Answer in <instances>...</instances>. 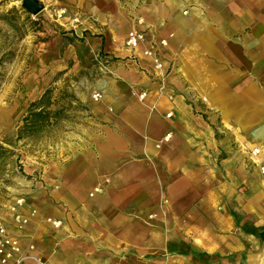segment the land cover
I'll use <instances>...</instances> for the list:
<instances>
[{
	"label": "crops",
	"instance_id": "obj_1",
	"mask_svg": "<svg viewBox=\"0 0 264 264\" xmlns=\"http://www.w3.org/2000/svg\"><path fill=\"white\" fill-rule=\"evenodd\" d=\"M86 1L97 23L65 35L55 25L39 57L43 79L89 84L76 90L86 136L64 135L67 146L29 168L33 180L0 198L22 264H261L264 0ZM132 29L158 42L163 91L150 60L129 59ZM19 198L22 228L9 210Z\"/></svg>",
	"mask_w": 264,
	"mask_h": 264
},
{
	"label": "rangeland",
	"instance_id": "obj_2",
	"mask_svg": "<svg viewBox=\"0 0 264 264\" xmlns=\"http://www.w3.org/2000/svg\"><path fill=\"white\" fill-rule=\"evenodd\" d=\"M39 1L44 4L43 11L48 7L46 16L43 11L32 14L23 7L22 0H0V198L9 192L8 186L22 179L33 180L29 168L37 166L45 153L54 155L61 146H67L69 138L61 142L64 135L85 137L90 120L89 110L77 94L79 87L87 90L89 84H82V79L71 74L43 79L39 57L43 51L40 42L47 40L49 29L56 25L57 32L65 35L71 33L69 27L97 23L95 17L86 12V0H80L83 4L79 8L75 7V0ZM98 1L103 5L110 2ZM81 71L84 75L93 70ZM44 90L46 94H42ZM41 106L49 113L48 120L27 123L24 118L29 111ZM254 148L260 147L250 149L253 155ZM261 153L260 148L257 155ZM256 258L264 262V255Z\"/></svg>",
	"mask_w": 264,
	"mask_h": 264
},
{
	"label": "built area",
	"instance_id": "obj_3",
	"mask_svg": "<svg viewBox=\"0 0 264 264\" xmlns=\"http://www.w3.org/2000/svg\"><path fill=\"white\" fill-rule=\"evenodd\" d=\"M63 12V11H62ZM187 13V11H185ZM139 22H142V20H139ZM147 35L143 30L140 29H132L129 31L125 38V47L126 49L131 53V56L129 59L133 62H138L139 58L144 57L151 61L154 71L156 72L155 76L157 77V80L160 83V91H163L165 89V81H166V74L164 71L165 65L164 61L159 54L157 47L158 42H149L148 43ZM163 46L168 45L167 40H161L159 42ZM141 47H144L141 52H138ZM98 61L102 63L103 66H106L108 63V59H105L103 61V57L101 55L98 56ZM96 95L94 98L96 100H99L102 98V95L100 93H95ZM147 96L146 93H142L140 95V98L144 99ZM172 113H168L167 116L170 117ZM171 138V134H168L165 137L166 141H169ZM253 153L255 155L260 153V148H254ZM261 172L264 175V165L261 166ZM101 191L100 186H96L94 190L91 193V196H93L95 193H98ZM25 202L24 198H19L16 201V204L11 207V212L14 217L15 223H17L20 226L27 225L29 223V218L24 215L20 210H18V207L23 205ZM53 225L58 226L60 225V221H56L53 219H48ZM24 256L22 254V245L18 238H16L14 235L10 233V230L7 226V224L0 219V264H22L24 260Z\"/></svg>",
	"mask_w": 264,
	"mask_h": 264
},
{
	"label": "trees",
	"instance_id": "obj_4",
	"mask_svg": "<svg viewBox=\"0 0 264 264\" xmlns=\"http://www.w3.org/2000/svg\"><path fill=\"white\" fill-rule=\"evenodd\" d=\"M48 115L49 113L45 111V107L41 106L39 109L30 110L24 119L27 123L34 124L41 120L47 121L49 118Z\"/></svg>",
	"mask_w": 264,
	"mask_h": 264
},
{
	"label": "water",
	"instance_id": "obj_5",
	"mask_svg": "<svg viewBox=\"0 0 264 264\" xmlns=\"http://www.w3.org/2000/svg\"><path fill=\"white\" fill-rule=\"evenodd\" d=\"M22 5L34 15L39 14L44 9V4L39 0H22Z\"/></svg>",
	"mask_w": 264,
	"mask_h": 264
},
{
	"label": "bare ground",
	"instance_id": "obj_6",
	"mask_svg": "<svg viewBox=\"0 0 264 264\" xmlns=\"http://www.w3.org/2000/svg\"><path fill=\"white\" fill-rule=\"evenodd\" d=\"M95 95H96V94L94 93V94H93V97H94ZM205 99H206V98H205ZM258 256H259V255H258ZM249 257H250V256H249ZM261 264H264V262H262Z\"/></svg>",
	"mask_w": 264,
	"mask_h": 264
}]
</instances>
